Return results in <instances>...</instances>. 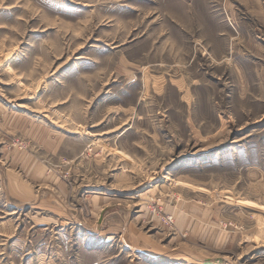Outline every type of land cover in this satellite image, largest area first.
Returning a JSON list of instances; mask_svg holds the SVG:
<instances>
[{
  "label": "rangeland",
  "instance_id": "rangeland-1",
  "mask_svg": "<svg viewBox=\"0 0 264 264\" xmlns=\"http://www.w3.org/2000/svg\"><path fill=\"white\" fill-rule=\"evenodd\" d=\"M0 264H264V0H0Z\"/></svg>",
  "mask_w": 264,
  "mask_h": 264
}]
</instances>
